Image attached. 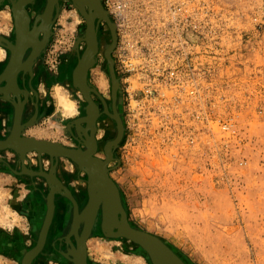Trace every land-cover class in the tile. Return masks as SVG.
<instances>
[{
    "label": "rangeland",
    "instance_id": "1",
    "mask_svg": "<svg viewBox=\"0 0 264 264\" xmlns=\"http://www.w3.org/2000/svg\"><path fill=\"white\" fill-rule=\"evenodd\" d=\"M180 1L197 32L172 37L175 48L163 56L166 20L157 14L136 25L148 26L121 34L113 53L126 133L111 176L132 225L163 239L186 264H264V0ZM61 17L46 59L55 74L75 45L81 52L87 47L79 10L65 1ZM101 24L102 48L89 82L111 104L105 50L113 37ZM57 92L87 104L79 89ZM42 127L62 136L56 118ZM117 132L105 113L100 157ZM100 229L92 242L100 264H153L140 245Z\"/></svg>",
    "mask_w": 264,
    "mask_h": 264
},
{
    "label": "water",
    "instance_id": "2",
    "mask_svg": "<svg viewBox=\"0 0 264 264\" xmlns=\"http://www.w3.org/2000/svg\"><path fill=\"white\" fill-rule=\"evenodd\" d=\"M5 0H0V5ZM34 0H18L16 3L17 39L16 43L3 39L12 51L11 60L6 70L0 75V98L3 97L15 106V119L9 136L0 139V151L13 150L19 155L22 162L23 174L42 176L50 185L47 196L48 210L39 236L38 243L25 255L22 264H33L36 257L44 249L49 231L55 217L56 196L63 194L73 204V221L65 240L68 244L66 250L61 251L63 256L74 264H90L88 260V241L93 235L94 229L101 216V230L108 238H125L140 245L150 256L153 264H186L183 259L169 245L157 235L141 230L132 225L125 208L121 190L117 182L111 176V163L116 161L115 150L122 143L126 128L124 120L118 108L120 93V78L115 67L113 52L118 45V33L116 25L104 7L102 0H70L85 18L87 27L82 38L87 47L80 56L73 74L74 85L84 95L88 102L87 116L78 119V139L86 144L87 148H72L58 143L39 140L23 135L25 129L38 120L37 112L34 118L23 124L26 104L29 100V91L22 89L18 83L20 72L25 68H32L37 58L42 54L44 47L50 41L51 25L56 21L55 9L60 11V0H48L43 22L31 30L30 16L27 6ZM105 22L112 33L113 42L105 50V56L109 61V71L113 83V111L111 112L103 95L89 84V73L96 66L100 52L99 29ZM45 30L44 40L40 41V32ZM35 45L29 58L24 61L27 50ZM7 81L3 86L2 83ZM92 92L97 94L105 105V112L117 123V136L105 145V158L97 155L99 143L96 137L97 121L101 116V109L93 99ZM3 94V95H2ZM13 94V95H12ZM24 94V98L22 97ZM84 123L88 126L85 127ZM38 154L40 169L33 170L27 166L28 154ZM49 155L51 168L44 170L43 156ZM61 158L70 159L88 175L87 189L88 201L83 209L73 192L64 185L59 178L57 169ZM75 239V242L73 241Z\"/></svg>",
    "mask_w": 264,
    "mask_h": 264
},
{
    "label": "crops",
    "instance_id": "3",
    "mask_svg": "<svg viewBox=\"0 0 264 264\" xmlns=\"http://www.w3.org/2000/svg\"><path fill=\"white\" fill-rule=\"evenodd\" d=\"M61 1L64 4L57 13L56 21L51 25L50 41L44 47L42 54L37 59L38 61L26 72V74L30 73L33 79L32 93L29 92L33 99L26 104L24 122H30L36 115L35 103H38L39 109L38 120L27 127L23 135L69 146L71 144L68 141H72V139L67 126L80 114V106L73 97L78 104V112L73 115L66 114L61 103V94L57 92V89L58 91L60 87L66 89L67 85L74 87L73 74L81 53H84L85 50L81 52L80 43L75 45L72 52L62 58L59 74H55L47 67L48 61L46 59L50 56V50L57 34V26L61 22L65 1L72 3L70 0ZM46 4V0H40L37 8L32 11L35 25L42 21ZM2 12L4 11L0 9L1 30L5 26L1 17ZM11 26L12 23L9 22L8 27ZM83 37H79L80 42L83 41ZM0 51H2V48H0ZM7 58V54L0 58V73ZM53 118L58 119L59 124L61 123L62 136L51 127H42ZM14 119L15 109L12 102L1 97L0 139L9 136ZM43 163L44 170L49 171L51 168L49 155L43 156ZM26 164L33 170H39L38 154L36 152L28 154ZM21 171L22 162L16 152L10 149L0 151V264H22L27 252L38 243L48 210L47 196L50 192V185L46 178L23 174ZM57 173L78 201L86 205L87 202L84 203L87 192L84 179L85 171L81 170L70 159L63 158L60 161ZM72 221L73 204L71 200L63 194H57L55 217L49 231L47 243L33 264H74L61 253V251L68 248L64 238L70 231ZM95 236L96 234L92 235L88 241V260L90 264H100L92 252V242L96 241Z\"/></svg>",
    "mask_w": 264,
    "mask_h": 264
},
{
    "label": "built area",
    "instance_id": "4",
    "mask_svg": "<svg viewBox=\"0 0 264 264\" xmlns=\"http://www.w3.org/2000/svg\"><path fill=\"white\" fill-rule=\"evenodd\" d=\"M111 19L116 25L118 33V45L121 42V34L130 35L136 28L140 30L148 25L136 26L141 23H148L151 20H158L157 14L166 20L163 26L162 43L159 52L163 56L175 48L169 41L176 35L182 36L186 31L197 32V20L189 15L185 16V7L180 0H102ZM181 50L184 46L180 44ZM117 50V49H116Z\"/></svg>",
    "mask_w": 264,
    "mask_h": 264
},
{
    "label": "flooded vegetation",
    "instance_id": "5",
    "mask_svg": "<svg viewBox=\"0 0 264 264\" xmlns=\"http://www.w3.org/2000/svg\"><path fill=\"white\" fill-rule=\"evenodd\" d=\"M39 1L40 0H34L31 4H29L28 6H27V9H28V12H29V16H30V24H31V30H33L34 28H35V20H34V18H33V16H32V11H34L35 10V8H37V5L39 4ZM18 2V0H5V1H3V3L0 5V9L2 10V11H4L5 12V10H6V8H8L9 10H10V12L9 13H7L6 15H4V12H2V14H1V17H2V21H3V23H4V25L5 26H3V29L1 30L0 29V48H2V50H4V52H5V54H7L8 55V58H7V61H6V63H5V65H4V68H3V70L1 71V73H0V75L6 70V68H7V66H8V64H9V62H10V60H11V56H12V51H11V49L8 47V45H7V43L3 40V39H7V40H9L10 42H13V43H16V39H17V21H16V3ZM48 2V0H46V3ZM64 4V3H63ZM62 1L60 0V6H61V8H62ZM46 6H47V4H46ZM46 9V8H45ZM44 12H45V10H44ZM44 12H43V14H44ZM57 13H58V9L56 8L55 9V12H54V17H56L57 16ZM9 22H11L12 23V26L11 27H8L9 26ZM43 22V18H42V21L40 22V23H38V26L41 24ZM7 24H8V26H7ZM103 31H104V25L103 24H101L100 25V29H99V40H100V51H101V48H102V41H101V38H102V34H103ZM44 36H45V30H43V31H41L40 32V35H39V38H40V41H43L44 40ZM34 47H35V45H32L28 50H27V53H26V55H25V59H24V61H26L28 58H29V56L31 55V53L33 52V49H34ZM46 47V46H45ZM117 49V48H116ZM116 49H115V51L114 52H116ZM44 50V49H43ZM84 51V50H83ZM113 52V53H114ZM83 53H81V55H82ZM113 56H114V54H113ZM115 57V56H114ZM39 58V57H38ZM37 58V59H38ZM116 60V59H115ZM36 61H38V60H36ZM115 67H116V65H115ZM28 70H30V68H25V69H23L21 72H20V74H19V77H18V83H19V85H20V87L22 88V89H26V90H28L29 92L31 91V93H32V88H33V79L31 78V74L30 73H27L26 74V72L28 71ZM90 74H91V71H90V73H89V77H90ZM7 83V81H5V82H3L2 83V85L4 86L5 84ZM73 83H74V80H73ZM89 84H90V86L92 87V88H95L94 86H92L91 85V83L89 82ZM74 87H75V85H74ZM76 88V87H75ZM76 89H78V88H76ZM96 89V88H95ZM98 90V89H97ZM99 91V90H98ZM100 92V91H99ZM82 93V92H81ZM3 95V94H2ZM13 95V94H12ZM82 95H83V93H82ZM22 97L24 98V94H22ZM83 97H84V95H83ZM92 97H93V99L99 104V106H100V108H101V116L99 117V119H98V121H97V132H96V137L98 138L97 140H98V143H99V151H98V154H97V156H99V152L101 151V142H100V140H99V131H100V121H101V118L103 117V115L106 113L105 112V105H104V103H103V101L100 99V97L97 95V94H95L94 92H92ZM104 97V96H103ZM99 98V99H98ZM105 98V97H104ZM113 98V97H112ZM32 99H33V97L29 94V100H28V102L29 101H32ZM84 99H85V97H84ZM86 100V99H85ZM106 100V99H105ZM87 101V100H86ZM107 101V100H106ZM37 104L38 103H35V107H36V112H37ZM107 104H108V106H109V109H110V111L112 112L113 111V99H112V103L111 104H109V102L107 101ZM88 106V102H87V104L84 106V107H80V114L79 115H77L76 117H75V119L70 123V124H68V131L70 132V134H71V139H72V141L75 143V144H71V145H69L68 147H72V148H83V149H86L87 148V146H86V144L84 143V141H82L81 139H78V138H76V137H78V133H77V127H76V124H75V122L78 120V119H80V118H82V117H85V116H87L88 114H87V107ZM13 107H14V109H15V106L13 105ZM38 108H39V105H38ZM23 122H24V120H23ZM24 123H26V122H24ZM86 124V125H85ZM84 126L85 127H87L88 126V124L87 123H84ZM76 136V137H75ZM108 142V141H107ZM105 146V145H104ZM105 152V151H104ZM104 158V157H103ZM61 159H63V158H61ZM61 159H60V161H61ZM50 161H51V159H50ZM51 164H52V162H51ZM59 165H60V163H59ZM58 165V166H59ZM58 170V169H57ZM85 176H86V178L88 179V175H87V173L85 172ZM87 179H85V181L87 182ZM86 196L88 197V189H86ZM78 200V199H77ZM88 201V200H87ZM86 201V202H87ZM79 202V204H80V208L81 209H83L84 207H85V204H82V203H80V201H78ZM101 228V216H100V218H99V221H98V223H97V225H96V227H95V229H94V232H93V235L94 234H96V231L97 230H99ZM101 230V229H100ZM66 237V236H65ZM64 240H65V238H64ZM73 241L75 242V239H73ZM185 262V261H184ZM186 263V262H185Z\"/></svg>",
    "mask_w": 264,
    "mask_h": 264
},
{
    "label": "bare ground",
    "instance_id": "6",
    "mask_svg": "<svg viewBox=\"0 0 264 264\" xmlns=\"http://www.w3.org/2000/svg\"><path fill=\"white\" fill-rule=\"evenodd\" d=\"M103 2V1H102ZM105 7V6H104ZM106 9V8H105ZM108 12V11H107ZM106 47V46H105ZM109 47V46H108ZM0 54L1 55H4L5 54V52H4V50H2V51H0ZM61 103H62V105H63V107H64V109H65V112H66V114L68 113V114H71V115H73L74 113H77L78 112V104H77V102L73 99V98H71L69 95H64V94H61ZM99 105V104H98ZM62 107V108H63ZM100 107V106H99ZM101 109V108H100ZM23 124H24V122H23ZM86 125V124H85ZM26 135V134H25ZM39 139V138H38ZM98 139V138H97ZM108 143V142H107ZM106 143V144H107ZM104 148H105V146H104ZM98 154V153H97ZM97 156V155H96ZM98 157H100V156H98ZM100 158H102V157H100ZM104 159V158H103ZM70 207V206H69ZM43 224V223H42ZM184 261V260H183Z\"/></svg>",
    "mask_w": 264,
    "mask_h": 264
}]
</instances>
